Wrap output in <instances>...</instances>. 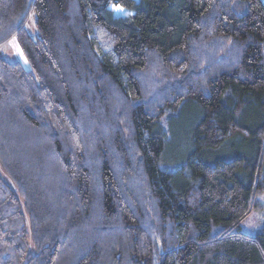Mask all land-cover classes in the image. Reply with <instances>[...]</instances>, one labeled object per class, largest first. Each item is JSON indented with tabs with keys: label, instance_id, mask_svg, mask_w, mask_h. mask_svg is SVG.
Returning a JSON list of instances; mask_svg holds the SVG:
<instances>
[{
	"label": "trees",
	"instance_id": "16d2710c",
	"mask_svg": "<svg viewBox=\"0 0 264 264\" xmlns=\"http://www.w3.org/2000/svg\"><path fill=\"white\" fill-rule=\"evenodd\" d=\"M14 38L30 68L0 58V264H264V228L239 227L264 191L262 0H0V49ZM189 106L167 168L162 121ZM236 138L255 159H211Z\"/></svg>",
	"mask_w": 264,
	"mask_h": 264
},
{
	"label": "rangeland",
	"instance_id": "374dc122",
	"mask_svg": "<svg viewBox=\"0 0 264 264\" xmlns=\"http://www.w3.org/2000/svg\"><path fill=\"white\" fill-rule=\"evenodd\" d=\"M35 21V15L30 14L25 23V29L33 39L40 36L39 31L35 26ZM0 58H4L9 62L17 60L25 69L30 68L27 59L21 52L15 38L10 40L7 45L0 49ZM195 117L196 114L194 108L189 106V108L183 109L182 111H179L178 114L173 115L172 118L167 117L162 121L161 126L163 127L167 138L166 152L163 161H166L165 165L167 168H174L175 166L180 165V163L185 162L190 151L188 148V142L190 141V125ZM250 118L251 114H247V119ZM239 156L248 159H255V150L249 142L236 138L227 143L224 148L215 152L214 155L211 156V159L213 161L216 159L226 161ZM0 177L13 188L11 180L6 177L1 167ZM254 203H256V207L252 209L249 216L239 226L240 230L249 236L259 233L264 228V191L256 194ZM29 248V252L35 254V248H33L31 242Z\"/></svg>",
	"mask_w": 264,
	"mask_h": 264
},
{
	"label": "water",
	"instance_id": "95a60500",
	"mask_svg": "<svg viewBox=\"0 0 264 264\" xmlns=\"http://www.w3.org/2000/svg\"><path fill=\"white\" fill-rule=\"evenodd\" d=\"M263 4H264V0H262Z\"/></svg>",
	"mask_w": 264,
	"mask_h": 264
}]
</instances>
